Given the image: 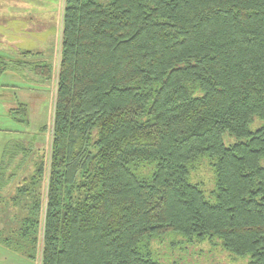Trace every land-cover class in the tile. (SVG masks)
Masks as SVG:
<instances>
[{
    "label": "trees",
    "instance_id": "16d2710c",
    "mask_svg": "<svg viewBox=\"0 0 264 264\" xmlns=\"http://www.w3.org/2000/svg\"><path fill=\"white\" fill-rule=\"evenodd\" d=\"M23 55L56 75L51 148L45 189L0 209L4 245L37 264H264V0H63L57 69Z\"/></svg>",
    "mask_w": 264,
    "mask_h": 264
},
{
    "label": "rangeland",
    "instance_id": "374dc122",
    "mask_svg": "<svg viewBox=\"0 0 264 264\" xmlns=\"http://www.w3.org/2000/svg\"><path fill=\"white\" fill-rule=\"evenodd\" d=\"M62 22L63 0H0V166L5 147L10 145L0 170V209L12 205L10 200L20 186L32 185L37 193L45 189V179L32 176L50 153L56 75L43 79L17 62L24 58L22 52L30 49L40 52L41 58L57 69ZM11 61L13 67L9 68ZM21 103L27 105L26 116ZM16 207L18 211L21 204ZM9 209L12 216L13 206ZM7 217L0 212V227ZM228 256L213 254L209 256L213 260L201 264H242Z\"/></svg>",
    "mask_w": 264,
    "mask_h": 264
},
{
    "label": "crops",
    "instance_id": "0c3cea01",
    "mask_svg": "<svg viewBox=\"0 0 264 264\" xmlns=\"http://www.w3.org/2000/svg\"><path fill=\"white\" fill-rule=\"evenodd\" d=\"M31 262V259L27 258L19 252H16L14 249L4 245L0 241V264H31Z\"/></svg>",
    "mask_w": 264,
    "mask_h": 264
}]
</instances>
